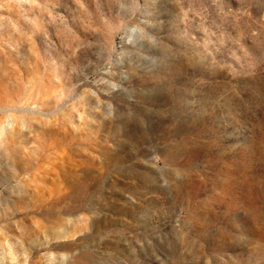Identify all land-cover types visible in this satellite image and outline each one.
Here are the masks:
<instances>
[{
	"label": "rangeland",
	"instance_id": "obj_1",
	"mask_svg": "<svg viewBox=\"0 0 264 264\" xmlns=\"http://www.w3.org/2000/svg\"><path fill=\"white\" fill-rule=\"evenodd\" d=\"M0 264H264V0H0Z\"/></svg>",
	"mask_w": 264,
	"mask_h": 264
}]
</instances>
